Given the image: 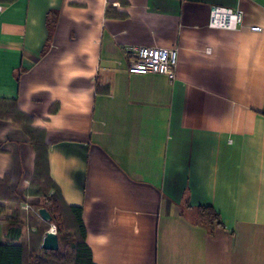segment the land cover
I'll use <instances>...</instances> for the list:
<instances>
[{
  "label": "crops",
  "instance_id": "crops-1",
  "mask_svg": "<svg viewBox=\"0 0 264 264\" xmlns=\"http://www.w3.org/2000/svg\"><path fill=\"white\" fill-rule=\"evenodd\" d=\"M213 7L241 25L209 27ZM131 46L175 49L174 79L129 74ZM0 101L39 136L94 264H264V0H0ZM35 164L0 118V244L2 193L38 216Z\"/></svg>",
  "mask_w": 264,
  "mask_h": 264
},
{
  "label": "trees",
  "instance_id": "trees-1",
  "mask_svg": "<svg viewBox=\"0 0 264 264\" xmlns=\"http://www.w3.org/2000/svg\"><path fill=\"white\" fill-rule=\"evenodd\" d=\"M12 111L14 109L9 103L0 101V118H8L19 123L34 146L36 151L35 174L28 193L41 199V208L48 211L51 222L46 223L33 213L26 216L20 210L22 202L20 197L14 194L7 195L9 193L7 191L1 192L3 197L8 198L7 206L12 209L13 216L8 234L10 243L0 244V264H94L90 249L85 242L86 231L82 222L81 209L64 204L59 191L49 178L45 148L39 136L30 129L21 116ZM21 219H27V224L35 229L29 241L19 242L24 227ZM193 221L211 231L216 227H223L220 215L211 207L196 208ZM51 223L57 226L59 248L56 252L40 249L43 237L40 228L44 225L48 228Z\"/></svg>",
  "mask_w": 264,
  "mask_h": 264
},
{
  "label": "built area",
  "instance_id": "built-area-1",
  "mask_svg": "<svg viewBox=\"0 0 264 264\" xmlns=\"http://www.w3.org/2000/svg\"><path fill=\"white\" fill-rule=\"evenodd\" d=\"M242 23L241 12L213 7L210 10L208 25L211 28L235 30ZM252 31H260L253 27ZM126 52L131 56L128 67L129 74H158L166 76L168 80L174 79V68L176 66V50L165 48L136 47L127 48ZM49 231L56 232L51 226Z\"/></svg>",
  "mask_w": 264,
  "mask_h": 264
},
{
  "label": "water",
  "instance_id": "water-1",
  "mask_svg": "<svg viewBox=\"0 0 264 264\" xmlns=\"http://www.w3.org/2000/svg\"><path fill=\"white\" fill-rule=\"evenodd\" d=\"M38 216L42 221L46 223L51 222V216L48 213V211L44 208H40L38 210ZM58 248L59 245H58V237L56 232L53 231L46 232L44 237L42 238L40 249L48 252H56Z\"/></svg>",
  "mask_w": 264,
  "mask_h": 264
},
{
  "label": "rangeland",
  "instance_id": "rangeland-1",
  "mask_svg": "<svg viewBox=\"0 0 264 264\" xmlns=\"http://www.w3.org/2000/svg\"><path fill=\"white\" fill-rule=\"evenodd\" d=\"M35 211H36V210H35ZM33 214H34V213H33ZM35 216H36V215H35ZM40 226H41V225H40ZM51 226H53L54 229H55V231L57 232V226H56V224H55V223H51V225H49L48 228H46L45 225H44V226H41V228H40V232H41V234L43 233V235H44L46 232H48V231L51 229ZM30 233H31V234H34V233H32L31 231H30ZM68 238L71 239V236L68 235ZM69 264H70V263H69Z\"/></svg>",
  "mask_w": 264,
  "mask_h": 264
}]
</instances>
